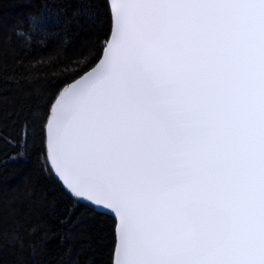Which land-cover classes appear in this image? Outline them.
Returning <instances> with one entry per match:
<instances>
[{"label":"snow or ice","instance_id":"snow-or-ice-1","mask_svg":"<svg viewBox=\"0 0 264 264\" xmlns=\"http://www.w3.org/2000/svg\"><path fill=\"white\" fill-rule=\"evenodd\" d=\"M9 3L0 264H264V0Z\"/></svg>","mask_w":264,"mask_h":264},{"label":"trees","instance_id":"trees-1","mask_svg":"<svg viewBox=\"0 0 264 264\" xmlns=\"http://www.w3.org/2000/svg\"><path fill=\"white\" fill-rule=\"evenodd\" d=\"M21 10V6L18 5V0H10V3L7 5V7L5 8V12L6 13H12L13 15H15L18 11ZM47 70V69H46ZM2 75V74H0ZM8 88H13L14 85H8ZM0 95L2 96H9L10 92L5 90L0 92Z\"/></svg>","mask_w":264,"mask_h":264}]
</instances>
